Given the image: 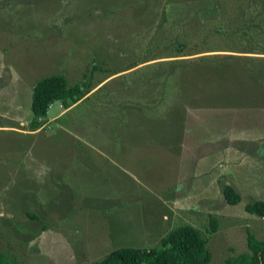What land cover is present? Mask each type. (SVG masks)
I'll list each match as a JSON object with an SVG mask.
<instances>
[{"label":"rangeland","instance_id":"374dc122","mask_svg":"<svg viewBox=\"0 0 264 264\" xmlns=\"http://www.w3.org/2000/svg\"><path fill=\"white\" fill-rule=\"evenodd\" d=\"M0 27L12 34L0 38V63L6 67L0 71V111H22V118L11 120L28 119L29 99L25 85L9 84L10 65L30 89L51 75H63L69 87L86 80L93 89L75 109L83 136L90 134L87 126L96 118L82 115L120 103H127L125 111H133V120L143 110L138 115L145 117L140 131L146 139L157 122L171 124L162 129L169 145L132 150L114 165L93 153L91 159L83 157L88 162L76 168L63 194L56 181H35L27 196L26 183L10 181L9 170L31 143L0 119L5 127L0 128V195L4 199L21 192L17 204L0 201V250L7 258L18 264L91 263L118 248L154 247L184 225L207 238L212 264L246 252L247 231L264 241V218L244 210L264 201V133L259 144L241 147L242 153L221 150L237 130H242L239 137H255L237 128L244 125L235 123L229 106H264V0H0ZM177 43L185 45L181 55H193L175 58ZM216 67L227 78H214L210 71ZM16 91L18 100L10 99ZM59 104L50 105L51 114ZM197 107L210 108L209 131L222 125L216 114L226 109L228 127L217 145L185 150L190 160L184 166L179 136L187 110ZM255 124L251 128L258 130ZM102 130H95L100 138ZM47 148L52 152L53 145ZM35 150L40 156V145ZM226 185L240 194L238 205H227ZM25 212L41 218L31 229L25 228L29 222L20 221ZM211 219L217 223L213 234ZM65 242L78 252L85 247L87 253L75 262Z\"/></svg>","mask_w":264,"mask_h":264},{"label":"crops","instance_id":"0c3cea01","mask_svg":"<svg viewBox=\"0 0 264 264\" xmlns=\"http://www.w3.org/2000/svg\"><path fill=\"white\" fill-rule=\"evenodd\" d=\"M11 36L12 34L8 35L7 31L0 27V38L1 37L7 38ZM1 63H0V71L6 72V67H2ZM10 66L12 67L13 70L9 69L11 71L9 75V84L16 86L25 85L24 86L26 88L25 94L27 95L26 100L28 101L29 99V105H28L29 110L28 112L26 111L28 115V119L25 121L11 120L13 117H18V115H21L22 118L21 109H15V111H11V112H9V110L0 111V119L4 120V122L6 123L5 125H11L13 127V130H15L22 137L29 140V142L31 143V146L27 148V152L25 154L26 156L23 157L21 160L17 161L16 164H14L15 166L14 169L9 170V174L11 176L10 181H14L15 183L22 181L26 183L25 189L27 190V196L29 195L28 192L32 191L31 185L35 181H41L45 185H48L49 183L56 181L58 183V188L61 191V194H63L64 187L67 185L68 182H70L71 180L70 178L76 173L77 171L76 168L82 164L84 159L83 157H88L89 159H91L93 153L95 154L93 157L100 156L101 159L103 158L104 161L114 165L115 159H124V157H126L129 154V152H131L132 150L136 151L140 149H145L146 146H152V145L156 147L158 145L160 146L161 143L168 144V143H164L165 140L162 139L161 136L162 133L160 134L159 131L155 130L154 127L156 124H154V127L148 132L147 135L148 139H146L145 138L146 133L140 131L141 127H145V125L142 124L143 116L141 114L138 115V113H141L143 110H141V112L137 111V116L135 117L138 120L136 119L133 120L131 119L132 117H134L131 115L132 113H130L131 110L125 111L126 108L124 107L127 106V103L126 104L120 103L119 106H122L120 110L103 109L104 111H100V112L93 110L94 112L90 111L85 113V115H82L86 117L89 116L91 117V119L96 118V122L93 121L91 126L90 125L87 126V129H90V134L88 133L86 134V136H83L78 132L79 127L77 125V118H75L76 117L75 114H77L75 109H78L79 106H81V104L83 103V101L89 98L88 96L85 97V100L80 101L71 108L64 109L61 106V104H59L60 109L56 113H52V114H51V109H49L47 116L44 119L43 126L36 130H31L29 128V124L32 121L31 96H32V89L35 84L32 86L31 89L30 87L28 88L26 80L22 77V75H20L18 72L15 71L14 66L12 65ZM128 71L129 70H125L121 73H126ZM1 79L2 78L0 74V80ZM100 83H104V82L102 81ZM2 85L3 83L0 81V86ZM18 94L19 92L16 91L13 94L14 95L13 96L12 92H10V97H11L10 99H14L15 97H16L15 99H17L20 95ZM1 96H2V92L0 89V98ZM229 107L232 110H234V114L236 115L235 118L238 119V121L237 122L235 121V123L236 124L242 123L244 125V128L242 127L241 124L236 125L237 128L244 129L245 131H247V134H252L256 138L254 137L253 139H249L250 137L249 138L239 137V136H243L240 135L242 133V130H237L235 131L237 137H234L233 141H229L226 146H222L221 150H225L228 148L236 149V151L240 153L241 151H239V149L243 150V148L241 147L243 146L245 147V145L247 144H253V143L254 145L259 144V142L261 141L258 140H263V137H259L261 135L260 132L264 133V129H262L263 131H260L262 124H264L263 123L264 106L241 105L240 107L237 106L233 107L232 105ZM112 108H113V104H112ZM127 112L128 115H126ZM69 115L70 117L66 118ZM216 115H218L219 122H221L222 125L219 127H215L216 129L212 131H209L208 129H210L209 128L210 108L206 107L203 109L197 107L196 109L187 110V114L185 115L186 121L184 122L185 128L181 131V133L180 131L178 132L180 133L179 137L183 138L182 141L183 145L180 151L182 152L181 163L184 166H187V158L190 160V155L185 150L187 149L193 150V148L196 150H198L199 148L202 149L203 147L202 143L208 144L212 147L214 143H216L217 145L219 143L218 141L225 138L224 133L227 124L226 122L229 121V119H227L228 116H226V109H223L221 113H217ZM99 118H101V120H99ZM143 119H145V117ZM98 120L101 121V123ZM12 123L13 124L16 123L17 126L13 125ZM255 123L260 125V128L258 130H256L255 128L253 130L251 128L252 125H256ZM134 127H138V128L135 130ZM0 128H5V127L0 126ZM55 128L58 129L57 132L58 135H55L56 133H52V131ZM102 128H103L102 132L104 134H102V138H100V136H97L96 134L97 132H95V130L98 129V132H100V129ZM205 129H207L206 130L207 132H205ZM75 131L77 132L75 133ZM210 132H212L211 136H210ZM220 134L222 135L221 139H218L220 137L214 136ZM235 140H239V141H235ZM234 141L236 145H238L237 147H235L236 145L233 146L235 144ZM48 144L53 145V149H51L52 152H49V148H47ZM36 145H40V149L42 150L40 156L36 154L37 152V150H35ZM50 153H54V155H50ZM86 162H88V160H85L83 164ZM14 193L15 194L12 195L14 197L5 196L4 199H2V195H0V201L3 203V205L6 206L9 203L17 204V202L20 199L21 195L19 194L21 192L15 191ZM47 197H49V195H47ZM24 204L28 207L29 203L27 197H25ZM72 207L76 208L80 212L83 211V209H80L79 205L77 204H72ZM30 214L31 213L25 212L23 214L24 215L23 218L20 219V221L25 220L26 223L29 222L25 227L26 229H31L32 224L35 225L39 221L38 219H41V218H37V216L34 214L32 215ZM9 220L12 223L16 222V220L15 219L12 220V218H9ZM43 221H45V218H43ZM64 245H66L67 249H69L67 251H70L69 252L70 257H74L75 262L76 259L80 257V253L82 254L87 253L85 247L80 248V252H78L74 248V246H72L70 243L65 242Z\"/></svg>","mask_w":264,"mask_h":264},{"label":"trees","instance_id":"16d2710c","mask_svg":"<svg viewBox=\"0 0 264 264\" xmlns=\"http://www.w3.org/2000/svg\"><path fill=\"white\" fill-rule=\"evenodd\" d=\"M184 48L185 45L177 43L176 49L178 55L174 57L193 55H181ZM228 58L235 59L236 56L228 55ZM200 60L203 59L200 57L199 61ZM136 66L138 65H135L134 67ZM121 72L114 73L109 77ZM210 73L214 78H227L225 70L222 68H213ZM92 89L93 88L90 87L86 80L69 87L63 75H51L40 79L35 83L32 89V121L29 124V128L31 130H36L43 126L44 119L47 116L51 104L60 103L64 109L71 108L80 101L85 100V97ZM119 105L118 108L116 107L114 109L120 110L122 106ZM166 124H168L167 121L164 123L157 122L156 125L159 127L155 125V127H157L155 130L159 131L160 134L162 133V139L165 141L167 138L162 129ZM222 193L229 206H236L242 201L240 194L229 185H226L223 188ZM244 210L250 215L264 218V201L247 204L245 205ZM216 230L217 223L215 220L211 219L210 233L213 234ZM0 264L18 263L7 258L0 250ZM83 264H212V255L207 247V238L194 227L184 225L171 230L163 236L158 245L154 247H122L113 250L100 261ZM223 264H264V241L258 240L250 231H247V251L240 253L237 256L227 258Z\"/></svg>","mask_w":264,"mask_h":264}]
</instances>
